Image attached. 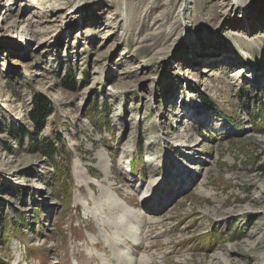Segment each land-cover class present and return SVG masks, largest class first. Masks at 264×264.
Here are the masks:
<instances>
[{"label":"rangeland","instance_id":"1","mask_svg":"<svg viewBox=\"0 0 264 264\" xmlns=\"http://www.w3.org/2000/svg\"><path fill=\"white\" fill-rule=\"evenodd\" d=\"M263 261L264 0H0V264Z\"/></svg>","mask_w":264,"mask_h":264},{"label":"trees","instance_id":"2","mask_svg":"<svg viewBox=\"0 0 264 264\" xmlns=\"http://www.w3.org/2000/svg\"><path fill=\"white\" fill-rule=\"evenodd\" d=\"M65 84L68 87L75 88V81L72 74L67 75ZM53 112L54 107L51 102H49L42 96H38L35 98L34 107L31 111V118L38 124V128L41 129L45 125L47 118L52 115ZM20 129H22V127H18L15 125L13 126L14 131H18ZM34 139H36L34 140V147L35 149H37L36 151H41V153H43L44 155H49V157H51L52 159L56 154H59L60 147L57 145L62 142V138L54 137V139L47 138L45 140L38 141L36 136Z\"/></svg>","mask_w":264,"mask_h":264},{"label":"bare ground","instance_id":"3","mask_svg":"<svg viewBox=\"0 0 264 264\" xmlns=\"http://www.w3.org/2000/svg\"><path fill=\"white\" fill-rule=\"evenodd\" d=\"M188 1V0H187ZM190 1V0H189ZM8 16V15H7ZM262 264H264V261L262 262Z\"/></svg>","mask_w":264,"mask_h":264}]
</instances>
